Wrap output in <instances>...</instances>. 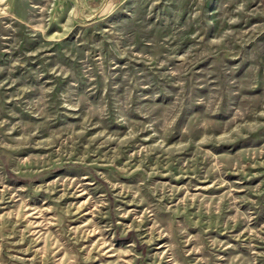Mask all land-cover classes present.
I'll return each instance as SVG.
<instances>
[{
  "label": "rangeland",
  "instance_id": "1",
  "mask_svg": "<svg viewBox=\"0 0 264 264\" xmlns=\"http://www.w3.org/2000/svg\"><path fill=\"white\" fill-rule=\"evenodd\" d=\"M0 264H264V0H0Z\"/></svg>",
  "mask_w": 264,
  "mask_h": 264
}]
</instances>
